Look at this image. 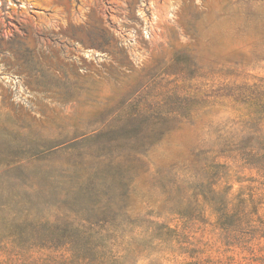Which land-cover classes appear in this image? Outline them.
Listing matches in <instances>:
<instances>
[{"label":"rangeland","instance_id":"374dc122","mask_svg":"<svg viewBox=\"0 0 264 264\" xmlns=\"http://www.w3.org/2000/svg\"><path fill=\"white\" fill-rule=\"evenodd\" d=\"M0 264H264V0H0Z\"/></svg>","mask_w":264,"mask_h":264}]
</instances>
